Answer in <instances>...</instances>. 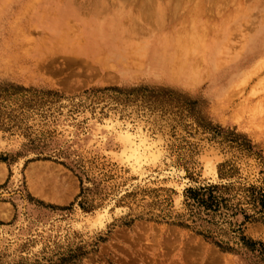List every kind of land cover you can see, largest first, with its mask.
I'll return each instance as SVG.
<instances>
[{
  "label": "rangeland",
  "instance_id": "374dc122",
  "mask_svg": "<svg viewBox=\"0 0 264 264\" xmlns=\"http://www.w3.org/2000/svg\"><path fill=\"white\" fill-rule=\"evenodd\" d=\"M72 257L264 264V0H0V264Z\"/></svg>",
  "mask_w": 264,
  "mask_h": 264
},
{
  "label": "bare ground",
  "instance_id": "6f19581e",
  "mask_svg": "<svg viewBox=\"0 0 264 264\" xmlns=\"http://www.w3.org/2000/svg\"><path fill=\"white\" fill-rule=\"evenodd\" d=\"M113 3V2H112ZM92 4V3H91ZM118 8V7H117ZM101 13V12H100ZM91 14V13H90ZM98 18V17H97ZM96 18V19H97ZM164 18V17H163ZM100 19V17L98 18ZM124 22V21H123ZM124 24V23H123ZM132 24V23H130ZM127 25V24H125ZM122 27V26H121ZM137 27V26H136ZM120 29V28H119ZM125 29V28H123ZM122 29V30H123ZM133 30V29H132ZM121 31V29H120ZM124 31V30H123ZM130 31V30H129ZM137 32V31H136ZM123 34V33H122ZM121 37V36H120ZM124 37H122L123 40ZM90 43H92L91 41H89ZM118 44V43H117ZM93 47V46H91ZM97 48V46H96ZM165 49H167V47H164ZM86 51H90L92 52L90 49H87ZM94 52V50H93ZM192 53V48H182L181 49V59L182 58H186L188 56H190ZM157 54V53H156ZM154 54V58H155V63L158 65H164V58H162V56L156 55ZM88 56V55H87ZM147 57V56H146ZM170 57V55H168V58ZM183 60V59H182ZM181 60V61H182ZM177 63V62H176ZM175 63L174 62H170L169 64H165V67L168 68L167 73L169 72V74L171 73L174 77H179L181 79H183L186 82H190V83H197L198 81L202 80V77L199 73H197L196 71H193L191 69H187L184 68L182 65L180 67H175ZM215 68H217L218 63L214 64ZM162 67V66H161ZM214 68V67H213ZM121 134V139L122 141L125 143V145H127L129 147V149H131L132 151L136 152L137 148H135V141H134V137L132 134H130V131L127 129L126 131L122 130L120 132ZM124 145V146H125Z\"/></svg>",
  "mask_w": 264,
  "mask_h": 264
},
{
  "label": "trees",
  "instance_id": "16d2710c",
  "mask_svg": "<svg viewBox=\"0 0 264 264\" xmlns=\"http://www.w3.org/2000/svg\"><path fill=\"white\" fill-rule=\"evenodd\" d=\"M259 244L263 245L262 243H259ZM255 245H257V243L249 244V246L251 247H255ZM75 259H76L75 257H72L70 260H62L60 264H71V261H74Z\"/></svg>",
  "mask_w": 264,
  "mask_h": 264
}]
</instances>
